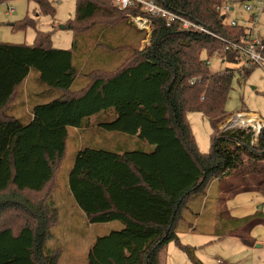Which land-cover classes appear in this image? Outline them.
I'll return each instance as SVG.
<instances>
[{"label":"trees","instance_id":"trees-1","mask_svg":"<svg viewBox=\"0 0 264 264\" xmlns=\"http://www.w3.org/2000/svg\"><path fill=\"white\" fill-rule=\"evenodd\" d=\"M34 1L45 14L54 15L48 0ZM153 1L232 42L245 36V28L227 24L218 8L236 0ZM112 8L126 16L147 15L153 25L150 44L137 51L130 64L110 76H97L76 91L71 90L76 80V38L88 21L116 16L105 1L78 0L76 17L66 27L74 31L71 49L53 47L48 31H37L33 45L0 43V207L11 203L36 220L18 232L0 229V264H58V256L46 250L52 218L20 192L45 188L64 155L68 130L84 128L95 115H111L100 122L104 130L137 136L152 148L120 153L84 146L76 153L69 174L75 202L90 223H122L120 229L95 239L87 264H162L161 254L170 242L202 264L193 247L179 239L186 210L193 221L200 220L196 209L211 203L204 197L216 180L226 192L216 200L219 206L245 192L264 198V128L256 143L250 128L219 132L218 125L230 117L225 105L234 70L212 72L203 57L207 52L238 63L241 54L212 34L182 28L177 21L168 24L161 14L150 15L140 7ZM34 25L27 17L18 28ZM253 67H246L243 75ZM32 71L43 84L64 93L36 103L32 119L25 120L6 109ZM189 110L201 111L210 121L207 154L198 149L186 118ZM231 175L240 184L228 183ZM10 187L16 190L6 193ZM215 218V237L237 236L246 246L256 244L252 230L264 227L263 205L242 217L222 212ZM193 225L188 222L184 229L195 230Z\"/></svg>","mask_w":264,"mask_h":264},{"label":"rangeland","instance_id":"rangeland-1","mask_svg":"<svg viewBox=\"0 0 264 264\" xmlns=\"http://www.w3.org/2000/svg\"><path fill=\"white\" fill-rule=\"evenodd\" d=\"M106 2L108 11H114L116 16L112 18L97 17L82 26L84 29L76 38L74 51V64L76 68V81L73 91L88 85L97 76H110L122 66L133 62L131 59L137 51H142L150 44L151 32L139 30L126 15L116 13L110 0ZM264 3V0H260ZM15 8L12 14H0V38L2 43L7 44H35L37 31H48L51 34L52 46L60 49H71L74 45V31L66 28L69 21L76 17L78 0H49L53 6L54 15L45 14L34 0H9ZM254 6L252 12L243 9L241 3L229 1L235 6V10L228 13L226 21L232 18L249 19L253 13H259V19L255 26L259 36L264 40V8L258 0H249ZM257 6V8H255ZM6 6H0L4 11ZM27 17L34 19V26L27 29H19L18 24ZM68 23V24H67ZM16 24V26H13ZM65 25V28H61ZM208 60L212 72H221L226 68L234 70L232 84L226 101V111L230 116L225 123L218 125L219 132L229 128L238 127L239 124H231L235 115L258 114L264 117V66H255L249 75H243V61L230 63L218 55L203 53ZM131 60V61H130ZM59 90L49 88L43 84L36 71H32L24 85L19 89L16 97L10 105H17L21 99L28 95L21 107L22 118H30L32 108L36 103L45 102L60 95ZM10 114L12 111L6 109ZM254 112V113H253ZM111 115L104 113L100 116H92L84 128H70L66 141V149L61 159L54 167V176L41 191L24 190L20 192L29 198L36 206H41L49 217L52 218L50 236L46 242V250L58 256V264H87L88 252L95 239L103 236L114 229H120V221L107 223H90L85 213L79 208L69 188V174L74 164L75 155L84 146L112 150L115 146H126L133 150L141 148L143 142L137 136L123 133L108 134L100 127V122L110 118ZM256 117V115H254ZM187 121L195 137L198 149L207 154L211 150L212 128L209 119L197 110H189L186 113ZM248 129V128H247ZM249 130V129H248ZM256 143V139L253 141ZM114 151V150H113ZM247 160V159H246ZM212 188L217 195H226L225 190L219 187L221 181L216 180ZM228 183L238 184L235 176L228 178ZM226 182H222L225 185ZM240 184V183H239ZM16 189L10 187L8 192ZM201 197V196H199ZM9 203V202H8ZM212 206V208L210 207ZM193 207V206H192ZM196 209L201 217L193 221L192 212L186 210L185 220L180 225L179 238L183 244L193 247V254L202 264H264V239L254 246H246L237 236H225L222 238L205 234L209 232L206 223L211 212L218 215L225 214L227 217L228 205H203ZM227 208V209H226ZM235 217V216H234ZM36 220L28 211L21 207H14L11 203L0 207V229L11 227L16 232L25 224L35 223ZM192 222L195 226V234L183 233L185 224ZM121 223V227L117 224ZM215 229V227H214ZM254 230V229H253ZM253 230L251 236H254ZM195 240L196 244L191 243ZM260 245V246H258ZM174 242L168 243L162 254V264H195L185 251L171 249Z\"/></svg>","mask_w":264,"mask_h":264},{"label":"built area","instance_id":"built-area-1","mask_svg":"<svg viewBox=\"0 0 264 264\" xmlns=\"http://www.w3.org/2000/svg\"><path fill=\"white\" fill-rule=\"evenodd\" d=\"M8 1L9 0H0V6H6V9L4 11L0 10V14L1 13L12 14L15 12V8L11 6ZM56 1H61V0H56ZM236 1L241 3L243 9H246L247 11L250 12L253 11L254 6L248 2L249 0H244V1L236 0ZM258 2L259 4L263 5L262 7L263 9L264 3L260 0H258ZM112 4L117 8H119L120 10H125L129 7H140L147 14L150 15L161 14L163 17L167 19L168 24L177 21L181 24L182 28H186V29L192 28L208 34H212L215 37L225 41L229 45V47H231L233 50L241 54L240 61H243L242 67H252L258 65L264 66V40H262L261 37L259 36L255 26L256 21H258L259 19V13H253L250 16V18L247 20L232 18L230 21L227 22L226 19L228 13L234 11L235 6H233L230 3H226L218 7L222 11L223 16L225 17V22L227 24H230L232 26L241 25L245 28L246 33L243 39H241L240 42H232L230 40L222 38L217 34H214L203 25L195 23L169 9L159 6L153 0H112ZM255 8H257V6ZM128 17L139 30L146 31V29L148 28H150L149 32L153 30L152 21L147 15L129 14ZM141 25H144L147 28L145 29L144 26ZM0 43H2L1 38H0ZM242 115H243L242 112L236 114L234 119H232V121L234 122L233 124L236 123L239 124L236 125L238 126V128H243V129L250 128L254 133V139L257 140L258 135L264 128V117H260L258 116V114H255L256 117H254L252 121L240 122L238 121V118H240Z\"/></svg>","mask_w":264,"mask_h":264},{"label":"crops","instance_id":"crops-1","mask_svg":"<svg viewBox=\"0 0 264 264\" xmlns=\"http://www.w3.org/2000/svg\"><path fill=\"white\" fill-rule=\"evenodd\" d=\"M30 75V74H29ZM29 77V76H28ZM27 77V78H28ZM27 80V79H26ZM76 81V80H75ZM26 82V81H25ZM24 82V83H25ZM23 83V85H24ZM74 84L75 82L73 83V85L71 86V90L73 89L74 87ZM22 85V86H23ZM49 88H52V87H49ZM82 88V87H81ZM54 90H59L60 92H63L62 90L60 89H56V88H52ZM58 91V92H59ZM60 95H55L53 96V98H51L50 100L52 99H56V98H60L62 97L63 93H59ZM28 99V95L26 94L25 97H23L20 101L19 104L17 105H11L10 106V109L12 112L10 113L12 116H15V117H22V114H21V107L20 105L23 104V101L25 99ZM254 113V112H253ZM256 114V113H255ZM33 115H32V112H31V115H30V120L32 119ZM103 129V128H102ZM108 134H116L118 132H113V131H106ZM128 147L124 146H115L114 148H111L112 151H117V152H120V153H123L125 150H129L127 149ZM141 148H144L146 150H149L150 148H152V146H150L149 144L143 142V145L141 146ZM217 181H214L209 190H208V193L207 195L204 197V201H206L207 199H210V202L213 203L214 205H217L216 203V200L218 199V197L220 195H217L218 193L214 191V195H212V188L215 186ZM219 187L221 188V182L219 184ZM198 198L194 199V202H198ZM210 203V204H211ZM226 204L228 205V208H229V211L231 213L232 216H235V217H242V216H245V215H248V214H251L253 213L255 210H257V208H259L260 205H263V209H264V198L261 197L259 194H256V193H253V192H245V193H240V194H236V195H233L227 202ZM212 208V206H210ZM213 209V208H212ZM197 219H195L196 221ZM194 221V222H195ZM111 223V222H110ZM210 228L208 229L209 232L205 233V234H208V235H213V231H214V227L216 225V218H215V213L213 211V213H211V216L209 215L208 216V219L206 220V223ZM117 226L121 227V223L120 224H117ZM195 230H192V228H189V229H184L183 230V233H186V234H189V233H193ZM195 234V233H193ZM253 234L254 236L256 237V243H261V239L263 238L264 239V227L259 225V226H256L253 230ZM180 239V238H179ZM180 241L182 242V240L180 239ZM191 243L193 244H196V241L195 240H191ZM189 245V244H188ZM191 246V245H190ZM179 249L181 250L177 244L174 242V247H172L171 249Z\"/></svg>","mask_w":264,"mask_h":264},{"label":"bare ground","instance_id":"bare-ground-1","mask_svg":"<svg viewBox=\"0 0 264 264\" xmlns=\"http://www.w3.org/2000/svg\"><path fill=\"white\" fill-rule=\"evenodd\" d=\"M144 26V25H141ZM144 28L146 29L147 27L144 26ZM146 31H150V28L146 29ZM254 115L255 114H243L240 118H238V121H252L254 119Z\"/></svg>","mask_w":264,"mask_h":264},{"label":"water","instance_id":"water-1","mask_svg":"<svg viewBox=\"0 0 264 264\" xmlns=\"http://www.w3.org/2000/svg\"><path fill=\"white\" fill-rule=\"evenodd\" d=\"M223 18H225L224 16H223ZM61 28H65L66 26L65 25H61L60 26ZM234 122L233 121H231V124H233ZM258 246H260V245H258Z\"/></svg>","mask_w":264,"mask_h":264}]
</instances>
